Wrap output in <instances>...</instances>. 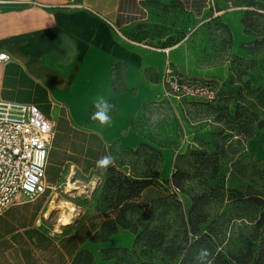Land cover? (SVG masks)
I'll return each instance as SVG.
<instances>
[{"label": "crops", "instance_id": "crops-1", "mask_svg": "<svg viewBox=\"0 0 264 264\" xmlns=\"http://www.w3.org/2000/svg\"><path fill=\"white\" fill-rule=\"evenodd\" d=\"M196 1L185 5L191 23L200 12ZM237 2L230 10L212 6L210 14L229 30L231 56L250 59L241 46L254 38L245 35L241 21L256 0ZM167 7L184 6L182 0H0V54L9 56L0 63V101L34 105L55 126L45 166L47 190L0 216V264H72L81 252L90 253L93 264H114L99 254L132 243L129 231L104 243L89 240L115 218L113 211L94 212L95 229L79 240L64 232L66 226L56 230L61 213L52 204L57 190L93 175L96 161L116 148L156 149L163 158L159 182L169 180L171 150L179 142L174 123L160 116L167 103L173 110L182 106L164 97L165 61L191 80L222 81L229 73L225 66L198 69L187 48L163 47L136 34L153 28L152 18ZM159 49H169L168 55ZM98 96L115 105L110 127L90 119ZM244 153L264 163V133L249 138Z\"/></svg>", "mask_w": 264, "mask_h": 264}, {"label": "trees", "instance_id": "trees-1", "mask_svg": "<svg viewBox=\"0 0 264 264\" xmlns=\"http://www.w3.org/2000/svg\"><path fill=\"white\" fill-rule=\"evenodd\" d=\"M210 16L211 14L208 19L211 21L219 20L218 17ZM241 24L245 35L254 40L241 46L252 58L246 61L233 56L235 61L247 65L244 71L237 72L239 79L246 74L245 71H251L260 63L264 64V0L254 3L253 8L243 16ZM225 31L228 33L227 43L230 50L231 35L227 28ZM210 83L216 88L215 96L220 95L217 84ZM244 91L250 101L236 105L233 117L226 113L221 114L218 120L231 118V122L227 120L226 123L230 125L229 131L249 139L255 136V131L264 130V87L251 89L246 82ZM226 139L224 136L220 142L215 143L216 159L206 156L205 153L189 155L191 165L201 171L202 175L207 174L214 178L218 174L219 166L227 163L230 176L247 184L237 194H229V204L216 217L213 216V204L221 201L224 196L220 194L221 188L217 186L203 189L192 196L187 208L177 200L176 193H183V184L190 178L189 173L184 170L173 171L169 180L159 182L158 169L138 177L126 170L122 172L109 168L97 211H113L115 218L104 221L89 240L104 243L119 231H129L134 234L133 246L146 248L150 255L149 260L159 264H201L195 259L201 248H206L211 253L204 264H264V163L240 158L239 142L228 141L226 144ZM139 148L162 162V155L156 149L148 145H140ZM255 163L262 164V168L251 171V166ZM160 185L169 192V196L152 200L145 210L140 203L143 192ZM166 206L173 213L171 224L158 228L147 221L156 216L157 210ZM237 225L242 233L238 235L239 232H236L237 240L233 242L234 235L232 236L231 230ZM104 253L105 251L101 252ZM72 264H93V257L88 252H81L73 259Z\"/></svg>", "mask_w": 264, "mask_h": 264}, {"label": "rangeland", "instance_id": "rangeland-1", "mask_svg": "<svg viewBox=\"0 0 264 264\" xmlns=\"http://www.w3.org/2000/svg\"><path fill=\"white\" fill-rule=\"evenodd\" d=\"M187 1L182 0L183 9L172 10V8L167 7L158 11L159 13L152 18L153 28L136 31V34L142 38L158 42L157 44L163 47L170 48L181 45L187 48L198 69L224 66L228 69L229 76L226 79L214 81L220 95L215 96L212 101L191 99L192 101L182 103V110L176 106V110H173L172 106L167 103L160 116L162 120L174 123L173 131L179 142L171 150L169 172L181 169L190 175L188 181L183 184V193H176L177 200L181 202L184 208H187L192 196L200 193L203 189L217 186L221 188L220 194L224 196L221 197V201L213 204V216L216 217L229 204V194H237V191L247 184L239 178L230 176V167L227 163H222L219 166L218 174L214 178L211 175H202L201 171L191 165L189 155L191 153H205L206 156L216 159L214 145L226 136V144L239 142L238 156L250 161L244 153L248 138L237 136L229 131L230 125L226 123L227 120L231 122V118L223 121L218 119L221 114L226 113L233 117L236 105L246 104L250 101L244 91L246 82L251 89L264 87V64L260 63L251 71H245L246 74L239 79L237 72L244 71L247 65L235 61L231 56L227 43L228 33L220 20L211 21L208 19L212 6L216 11L230 10L238 5L237 0H197L196 3L198 2L200 12L199 15L194 16L192 23V17L185 8ZM246 61L248 60L246 59ZM262 133L264 130L255 131L253 135ZM111 155L115 157V166L109 168H116L122 172L126 170V172L138 177H143L151 170L156 169L159 170V175L161 174L163 160L161 162L159 159H154L151 153L141 150L139 147L131 150L116 148L112 150ZM261 165L252 164L250 170H258L262 168ZM121 167L123 168L121 169ZM107 177V171L98 168L97 172L90 177L77 178L74 182H67L55 192L57 194L56 202L52 204V207L56 205L57 211L61 213L60 219L56 222V230L59 226H66L64 232L74 234L76 237L73 238L77 239L95 229L97 222L93 216L94 212L98 210L102 187ZM167 196H169V192L160 185L155 189L148 190L141 197L140 203L147 210L152 200ZM172 214L170 207L166 206L157 210L156 216L147 221L161 228L163 225L171 224ZM157 219L158 221H156ZM239 229V225H237L231 230L232 236L234 235L233 242H236L237 236L242 233V230ZM236 232L239 234L237 235ZM130 233L133 239L128 247L105 251L104 254H99L100 258L103 261L114 259V264H139L141 262L159 264L149 260L150 255L147 254L146 248L133 246L134 234Z\"/></svg>", "mask_w": 264, "mask_h": 264}, {"label": "built area", "instance_id": "built-area-1", "mask_svg": "<svg viewBox=\"0 0 264 264\" xmlns=\"http://www.w3.org/2000/svg\"><path fill=\"white\" fill-rule=\"evenodd\" d=\"M159 50L168 55L169 49ZM8 61V55L0 54V63ZM162 78L165 99L178 107L188 99L212 101L216 94L210 82L184 78L169 60ZM54 133L53 122L36 106L0 101V216L47 190L45 166Z\"/></svg>", "mask_w": 264, "mask_h": 264}, {"label": "clouds", "instance_id": "clouds-1", "mask_svg": "<svg viewBox=\"0 0 264 264\" xmlns=\"http://www.w3.org/2000/svg\"><path fill=\"white\" fill-rule=\"evenodd\" d=\"M93 111L90 115V119L97 121L101 127H110L112 124L111 113L115 108V105L106 100L103 96L95 98ZM96 166L103 171H107L110 166H115V157L111 154H105L96 161ZM211 255L210 251L206 248H201L195 255V259L204 264L206 259Z\"/></svg>", "mask_w": 264, "mask_h": 264}, {"label": "bare ground", "instance_id": "bare-ground-1", "mask_svg": "<svg viewBox=\"0 0 264 264\" xmlns=\"http://www.w3.org/2000/svg\"><path fill=\"white\" fill-rule=\"evenodd\" d=\"M65 225V224H64Z\"/></svg>", "mask_w": 264, "mask_h": 264}]
</instances>
